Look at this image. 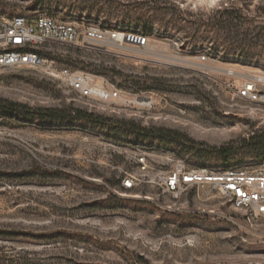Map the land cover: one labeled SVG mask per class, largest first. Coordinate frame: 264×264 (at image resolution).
<instances>
[{"label": "rangeland", "instance_id": "374dc122", "mask_svg": "<svg viewBox=\"0 0 264 264\" xmlns=\"http://www.w3.org/2000/svg\"><path fill=\"white\" fill-rule=\"evenodd\" d=\"M0 12L149 39L40 51L56 70L116 89L109 102L81 99L46 69L0 73V102L30 114L0 108V264H264V216L211 185L177 196L157 182L178 162L213 173L264 163V143H242L264 133V107L236 98L264 80V0H2ZM71 108L96 124L36 115Z\"/></svg>", "mask_w": 264, "mask_h": 264}, {"label": "built area", "instance_id": "2783aa9c", "mask_svg": "<svg viewBox=\"0 0 264 264\" xmlns=\"http://www.w3.org/2000/svg\"><path fill=\"white\" fill-rule=\"evenodd\" d=\"M51 44H81L91 47L114 44L142 49L148 46L149 39L138 32L114 28L105 30L61 22L47 16L29 18L0 12V73L46 69L49 74H55L65 82L81 99L109 102L119 98L120 94L116 89L100 87L82 72H72L67 68L56 70L52 61L43 58L40 51ZM198 61L205 64L206 55L198 57ZM263 85V78L253 76L240 85L236 98L264 107ZM138 162L145 170L144 158H139ZM135 181L131 174L125 173L123 188L132 189L136 185ZM157 182L163 192L177 196L194 186L211 185L234 209L250 211L255 217L264 216V163L252 172L225 170L213 173L206 169L189 168L178 162L172 170L158 177Z\"/></svg>", "mask_w": 264, "mask_h": 264}, {"label": "trees", "instance_id": "16d2710c", "mask_svg": "<svg viewBox=\"0 0 264 264\" xmlns=\"http://www.w3.org/2000/svg\"><path fill=\"white\" fill-rule=\"evenodd\" d=\"M224 14L220 16V19L222 18ZM238 13L232 12V13H226V16L228 18H234V16H237ZM2 103V104H1ZM0 108L4 109L6 112L12 113V114H18L19 116L23 117H29L30 114L27 112L26 107L22 105H16L13 103L0 102ZM39 118H43L46 120H66V119H76L78 121H83L85 123L90 124H96V122H93V119H97V117L94 114L84 112L79 109L71 108L69 110H46L45 114L38 113ZM99 120H102L103 118H98ZM242 143L244 146H248L250 148H255V146H258L260 144L264 143V133H255L253 136L249 137L247 140H243ZM220 158L223 161L224 167L228 168V157L230 156V152H227V150L220 149L217 150ZM113 197V196H109ZM117 199L116 197H114Z\"/></svg>", "mask_w": 264, "mask_h": 264}, {"label": "bare ground", "instance_id": "6f19581e", "mask_svg": "<svg viewBox=\"0 0 264 264\" xmlns=\"http://www.w3.org/2000/svg\"><path fill=\"white\" fill-rule=\"evenodd\" d=\"M101 87V86H100ZM140 105H144L145 103H146V101L145 100H139V101H137Z\"/></svg>", "mask_w": 264, "mask_h": 264}]
</instances>
